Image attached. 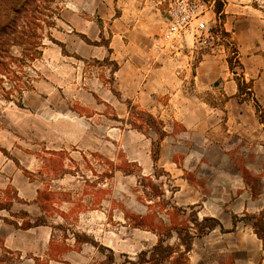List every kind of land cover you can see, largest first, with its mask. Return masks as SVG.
Returning a JSON list of instances; mask_svg holds the SVG:
<instances>
[{
    "label": "rangeland",
    "instance_id": "rangeland-1",
    "mask_svg": "<svg viewBox=\"0 0 264 264\" xmlns=\"http://www.w3.org/2000/svg\"><path fill=\"white\" fill-rule=\"evenodd\" d=\"M177 1L7 0L24 11L16 25L27 23L37 34L32 40L41 43V55L11 63L23 83L20 91L6 95L0 89V150L8 154L0 151V186H8L1 202L15 197L13 186L48 194L42 214L63 251L68 247L61 240L70 244L74 235L106 242L114 231L138 240L150 235L132 230L135 224L160 232L195 215H242L245 200L264 194V139L247 140L228 125L258 117L251 100L238 101L227 63L232 60L233 72L251 81L264 110V0H199L207 5L209 33L188 36L175 52L160 37L167 10ZM83 20L96 33L83 35L100 46L86 44L75 32ZM222 31L229 37L222 38ZM50 38L64 45V53ZM20 52L11 47L7 60L20 58ZM6 81L1 88L8 87ZM126 100L151 114L166 134L156 170L151 140L157 136L130 126L136 115ZM251 223L238 224L239 230ZM243 243L254 245L246 238ZM234 255L245 259L243 251ZM213 257L232 262L216 251ZM1 260L20 264L12 254Z\"/></svg>",
    "mask_w": 264,
    "mask_h": 264
},
{
    "label": "crops",
    "instance_id": "crops-1",
    "mask_svg": "<svg viewBox=\"0 0 264 264\" xmlns=\"http://www.w3.org/2000/svg\"><path fill=\"white\" fill-rule=\"evenodd\" d=\"M92 22L82 21L75 32L89 35V32L94 36L96 33L91 28ZM241 63L242 59H241ZM244 65V64H243ZM234 82V81H233ZM231 83V82H229ZM234 91L231 95H234ZM232 98L231 100H233ZM244 103L240 104L242 108ZM264 107V106H263ZM229 127L238 135L250 141H257L264 139V124L260 123L258 119H254L249 123L238 122L235 125L228 124ZM8 186H0V202L3 191ZM19 203L13 200L11 211L18 213L19 211L26 212L29 217L34 218L40 215L39 207L36 203L37 191L31 190L30 186H13ZM19 206V208H15ZM264 208V194H259L256 197L250 196L249 199L243 203V211L245 213H258ZM235 214V213H233ZM243 214V213H242ZM238 215V214H237ZM9 216L5 210L0 211V258L9 251L12 255H16L20 259V264H108L106 262V255L87 242H76L75 238L70 244L68 240L63 239L61 243H65L68 248L63 251L57 242H54L53 228L49 226H39L28 230L19 229L4 221V218ZM213 217L220 221L224 229L232 227L230 216H215L204 215L203 217ZM10 217V216H9ZM12 218V217H10ZM201 219V218H200ZM244 222V221H242ZM240 222V223H242ZM238 223V224H240ZM20 225V222L18 221ZM238 224L235 232L221 233L214 230L204 237H196L193 240L192 249L187 254V264H223L221 260L213 257L214 252L218 256L227 257L232 260L231 264H263V251L261 242L256 238L252 230V223L245 228L239 230ZM133 228V227H132ZM132 230H139L143 234H148L150 237L142 236L140 239L120 237L114 231L109 233L104 242L101 238H94L93 240L100 246H103L107 252H111L115 264H120L126 259L129 261H136L137 255L142 251H150L157 243V236L146 229L133 228ZM218 233L216 238H211L214 233ZM233 235L234 238L227 239L226 237ZM253 243V247H248L243 243V240ZM178 243V240L173 236L169 241V245ZM75 245H77L75 247ZM243 251L245 259L239 260L235 257V251ZM164 264H170L165 262Z\"/></svg>",
    "mask_w": 264,
    "mask_h": 264
},
{
    "label": "trees",
    "instance_id": "trees-1",
    "mask_svg": "<svg viewBox=\"0 0 264 264\" xmlns=\"http://www.w3.org/2000/svg\"><path fill=\"white\" fill-rule=\"evenodd\" d=\"M210 1V0H206ZM223 6L222 4L217 1L215 2V14L217 16L218 20H221L223 18ZM7 12L12 13L14 16H16L15 19H12L10 21H7ZM22 9L14 8L12 4H8L7 0H0V74L3 78H0V83H3L4 80H8L7 88H4L0 86V89L6 94L9 95L14 91H20L21 86L20 84H23L19 77L15 75L13 70L11 69V63H16L19 61L24 62L25 60H34L37 59L38 56L41 55V43L35 42L32 40L33 37H36L37 34H35L33 31L28 30L27 23H24L19 28V25L17 26V18H21ZM25 21H27L29 24L32 16H28V14L23 15ZM222 38L229 37L227 33L224 31L221 32ZM78 36L88 45L93 46H100L98 42H91L85 35L78 34ZM32 40V41H31ZM50 40L58 45L61 50L64 53V45L60 42H57L50 38ZM231 49L233 53V59L235 60V65L239 69H243L242 64L239 61V54L236 46L231 43ZM13 46H17L21 52H20V58H9L10 60H7L6 57H8L9 49ZM79 59V58H78ZM16 61V62H15ZM229 70L234 74L235 78L234 81L236 83L237 93L236 97L238 98L239 102H243L246 100H251L254 103L255 112L258 117V120L260 123L264 124V110L260 106V104L257 102V100L254 97V92L252 88L251 81L245 82L243 75L238 74L236 72H233V62L232 60L227 61ZM118 66L115 64L114 71H117ZM6 85V86H7ZM111 92L120 99V95L117 91L111 90ZM9 97V96H7ZM8 99V98H6ZM126 105L130 108L131 102L126 100ZM137 108H130V111L135 112V120L129 119L128 123L130 126L142 133L147 132H153L157 136V140H151V160L153 162V169L156 170L157 168V162L159 159V152H160V144L165 138L166 134L163 131L162 128L159 127L157 120L149 113L141 111L138 112L136 110ZM137 111V112H136ZM131 117V116H129ZM4 153V155H8L5 150H0ZM17 165L18 163L13 160ZM22 171L25 174H28L27 171ZM155 177H158V175L155 174ZM140 178V176H139ZM13 200L18 201L19 203H23L22 201L18 200L17 196L11 200H9L6 203L0 202V211L5 210L8 212L9 216L15 219L20 220V225L17 221L9 220L7 218H4V221L8 224H11L19 229L22 230H28L31 228L39 227V226H50L47 221L46 217L42 214L45 210L44 206L40 203L49 201V195L44 194L42 191L37 190V196H36V203L39 207V210L41 211V215L31 218L29 215L24 211H19L18 213H13L11 211ZM170 208L173 210H179L175 205H170ZM182 208L181 212L185 213V210L183 211ZM194 219L187 220L186 223L183 224H174L171 226H168L166 228H163L160 232H158L156 229L144 227L141 224H135L133 228L138 229H146L147 231L152 232L157 236V243L156 245L150 250V251H142L137 255L136 261H129L125 260L124 262L120 264H164L165 262H170V264H187V254L192 249L193 240L196 237H204L210 232L214 230H218L221 233H232L235 232V228L238 223L250 220L252 221V230L256 238L261 242V248L263 251V264H264V208L260 210L257 214H247L243 213L242 215L232 214V227L230 229H224L222 224L219 220L213 217H202L201 219L198 218L197 215L193 217ZM191 225V226H190ZM175 236L178 240V243L174 245H169L168 241ZM76 242H87L95 247H98L99 251H106V249L103 246L98 245L93 238H86L85 240H80L78 236L74 235ZM5 253L3 255L11 254L9 251H4ZM103 253V252H102ZM108 255H106L107 259L106 262L108 264H115L114 258L111 252H107ZM3 257V256H2ZM1 257V258H2ZM0 258V262H2Z\"/></svg>",
    "mask_w": 264,
    "mask_h": 264
},
{
    "label": "built area",
    "instance_id": "built-area-1",
    "mask_svg": "<svg viewBox=\"0 0 264 264\" xmlns=\"http://www.w3.org/2000/svg\"><path fill=\"white\" fill-rule=\"evenodd\" d=\"M205 8L207 5L199 0L194 2L179 0L170 6L167 10L166 26L160 37L164 46L179 52L188 36L209 33Z\"/></svg>",
    "mask_w": 264,
    "mask_h": 264
}]
</instances>
